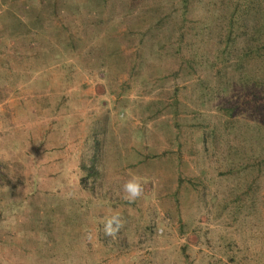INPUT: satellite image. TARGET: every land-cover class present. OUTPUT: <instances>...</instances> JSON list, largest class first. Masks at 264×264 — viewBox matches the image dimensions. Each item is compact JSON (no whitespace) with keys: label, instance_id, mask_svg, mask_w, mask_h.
Instances as JSON below:
<instances>
[{"label":"rangeland","instance_id":"1","mask_svg":"<svg viewBox=\"0 0 264 264\" xmlns=\"http://www.w3.org/2000/svg\"><path fill=\"white\" fill-rule=\"evenodd\" d=\"M0 264H264V0H0Z\"/></svg>","mask_w":264,"mask_h":264},{"label":"clouds","instance_id":"2","mask_svg":"<svg viewBox=\"0 0 264 264\" xmlns=\"http://www.w3.org/2000/svg\"><path fill=\"white\" fill-rule=\"evenodd\" d=\"M125 190L132 198L139 196L142 191L140 184L135 181H130L128 184H126ZM109 230H111V222H109Z\"/></svg>","mask_w":264,"mask_h":264}]
</instances>
